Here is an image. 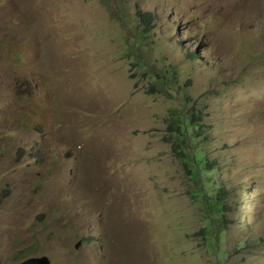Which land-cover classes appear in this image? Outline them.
Masks as SVG:
<instances>
[{"label": "rangeland", "instance_id": "374dc122", "mask_svg": "<svg viewBox=\"0 0 264 264\" xmlns=\"http://www.w3.org/2000/svg\"><path fill=\"white\" fill-rule=\"evenodd\" d=\"M182 104L225 229L167 141ZM43 256L264 264V0H0V264Z\"/></svg>", "mask_w": 264, "mask_h": 264}, {"label": "trees", "instance_id": "16d2710c", "mask_svg": "<svg viewBox=\"0 0 264 264\" xmlns=\"http://www.w3.org/2000/svg\"><path fill=\"white\" fill-rule=\"evenodd\" d=\"M143 23L152 25V14H146L142 18ZM156 85L163 87V93L168 98L173 97L172 91H174L175 77L170 74L168 77H160L161 74H155ZM186 103V101H184ZM194 108H188L185 104L182 106H175L170 109L169 117L167 119L168 126V143H170L173 153L183 163L185 172L190 180L196 185V191L192 194V199L200 197L202 199L203 212L204 208L210 209L205 214L206 223L208 226L215 230V226L218 224L227 226V213L230 210L226 197L227 194L223 188H218L213 192L211 196H206L199 186L201 177V171L211 172L214 170L213 163H208L202 149L199 147L196 140L201 137V133L204 130L203 117L200 110L194 112ZM190 140H194L196 144L190 143ZM201 146V145H200ZM191 148V152H190Z\"/></svg>", "mask_w": 264, "mask_h": 264}, {"label": "water", "instance_id": "95a60500", "mask_svg": "<svg viewBox=\"0 0 264 264\" xmlns=\"http://www.w3.org/2000/svg\"><path fill=\"white\" fill-rule=\"evenodd\" d=\"M21 264H50V260L47 256L32 257L22 262Z\"/></svg>", "mask_w": 264, "mask_h": 264}]
</instances>
